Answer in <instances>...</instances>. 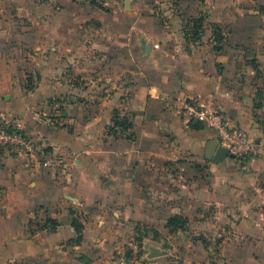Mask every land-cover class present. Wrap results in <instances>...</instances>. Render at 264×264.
<instances>
[{"label":"crops","instance_id":"0c3cea01","mask_svg":"<svg viewBox=\"0 0 264 264\" xmlns=\"http://www.w3.org/2000/svg\"><path fill=\"white\" fill-rule=\"evenodd\" d=\"M258 8L252 0H0V125L44 146L31 159L0 151V264H141L135 241L143 249L154 238L139 236L140 226L173 244L170 217L219 213L233 229L215 250L205 233H181L180 264H264V135L253 93L239 86L242 50L263 51ZM219 27L227 37L216 52ZM97 61L105 91L71 100L72 80ZM125 71L135 78L130 93ZM186 100L224 112L259 153L206 158L213 133L190 126ZM115 109L129 117L131 138L108 134ZM48 157L49 167L38 164Z\"/></svg>","mask_w":264,"mask_h":264},{"label":"rangeland","instance_id":"374dc122","mask_svg":"<svg viewBox=\"0 0 264 264\" xmlns=\"http://www.w3.org/2000/svg\"><path fill=\"white\" fill-rule=\"evenodd\" d=\"M223 7H228L231 4L230 3H223ZM238 6L245 4L244 1H240L236 3ZM259 4L258 1L252 0V8L256 9L258 8ZM260 7L258 10L260 11V20L262 21L261 29L262 32L260 33L259 38L257 39V43L262 45L263 51L260 53L261 50H251V48L245 49V51L242 50V57L241 59V65H240V71L245 72L246 74V80H242L239 86L240 89L246 87L247 93H253L254 95V108L256 110L259 109V111L254 115L255 120L258 124V126L261 128V133L264 135V110H261L263 107H256L258 103H261L262 100H264V11L260 10ZM218 27V26H217ZM219 37H220V43L224 42L222 39H226L227 34L224 28L219 27ZM191 36V35H190ZM204 36V35H200ZM206 36V35H205ZM202 38V37H201ZM215 45V44H214ZM90 54V52H87ZM260 53V54H259ZM259 54V55H258ZM94 56L96 54L94 53ZM100 60V59H99ZM100 70L99 67V61L94 63V65L91 67V65L87 66V72L86 78L81 79L80 75L76 77V79L72 80L71 84L75 85L76 93L79 95L77 97L71 98V100H78L83 96L84 93H103L105 91L106 86L101 85L100 80L98 79V72ZM217 73H221V68L216 66ZM36 76V75H35ZM97 78V79H96ZM96 80V81H95ZM124 81L127 91L124 93H130L132 86L135 82V78L131 72H126L124 74ZM114 84V83H113ZM111 90V86L109 87ZM105 93V92H104ZM95 98H92V100ZM254 137V136H253ZM250 137L251 140L254 142V138ZM256 147V153L251 155H246L242 158H234L230 157L234 160H245L249 157L257 155L258 148ZM209 217H213L211 219H208L206 221L205 219L199 220L197 217H194L192 221H186L183 222L182 228H178L174 231L176 240H174L173 244L169 243L167 236L158 235L156 233L155 229L150 226H140L139 236H141L144 233H152L154 240L150 245H147L145 248L141 249L140 247H135V252L133 254L136 255V260H139L141 264H180V258L175 257L174 254L176 251L175 248H182V239L180 237V234L183 233L184 235L188 233L189 236L192 235V237H198L203 236L202 233H205L203 237H206L208 244L215 250L218 244L220 243V240L222 239V235L226 233L229 229H233V227H229L227 224V219L224 214L219 213L218 215H209ZM205 220V221H203ZM204 222V223H203ZM140 243V242H139ZM135 244L137 245L138 242L135 241ZM142 245V244H141ZM130 246V245H129ZM154 249L158 252H160V255L155 258H150L148 256L144 257V252L148 249ZM129 251V252H128ZM124 250V256L123 259L127 261H131L133 255H128L130 251H133L132 248L129 250ZM168 251H170L168 253ZM166 254V255H165ZM92 252H90V256H92ZM132 256V257H131Z\"/></svg>","mask_w":264,"mask_h":264},{"label":"built area","instance_id":"2783aa9c","mask_svg":"<svg viewBox=\"0 0 264 264\" xmlns=\"http://www.w3.org/2000/svg\"><path fill=\"white\" fill-rule=\"evenodd\" d=\"M186 120L200 121L205 128L212 131L214 139L225 148L231 157L242 158L256 153V147L249 135L222 111L209 110L193 100H186L181 105ZM43 145H38L25 132L8 123L0 125V151L13 150L31 159L36 153L43 152ZM42 167L51 165L50 158L41 159Z\"/></svg>","mask_w":264,"mask_h":264},{"label":"trees","instance_id":"16d2710c","mask_svg":"<svg viewBox=\"0 0 264 264\" xmlns=\"http://www.w3.org/2000/svg\"><path fill=\"white\" fill-rule=\"evenodd\" d=\"M260 10L264 11V6H261ZM202 22H203L202 17H199V18L192 20L193 31H192L191 37L193 39L198 38L197 33H195L194 31H196V29H198L199 27H202ZM219 32H220L219 28H216V30H214V32L212 33V37L215 41L214 50L216 52L222 50V48L225 45V41L222 43L219 42L221 40L219 37ZM222 40H224V39H222ZM112 123H113V126L108 128V134H112L113 136H116L117 134H123L126 132V137H128V138L132 137V133L129 132V128L131 127V122H130L129 117L127 115L122 116L118 113L117 109H115L113 111V114H112ZM190 126L192 128H195V129H201L204 127V125L200 121H197V120L190 121ZM186 220H187V218H184V217L179 216V215H175V216L170 217L167 220L166 226L169 227L170 230H176L178 228L181 229L183 222ZM73 226L77 232L80 231L81 224L78 221L74 220ZM80 240H81V237L78 236L76 239H74V242L79 243ZM139 240L140 239H138V241ZM138 244H139L138 245V247H139L140 243L138 242Z\"/></svg>","mask_w":264,"mask_h":264},{"label":"water","instance_id":"95a60500","mask_svg":"<svg viewBox=\"0 0 264 264\" xmlns=\"http://www.w3.org/2000/svg\"><path fill=\"white\" fill-rule=\"evenodd\" d=\"M205 156L215 163L223 161L225 158L230 157L228 149L220 145L217 140L212 139L208 142Z\"/></svg>","mask_w":264,"mask_h":264}]
</instances>
